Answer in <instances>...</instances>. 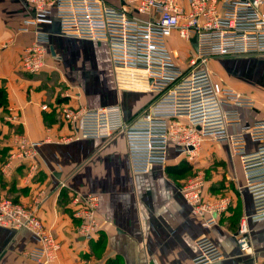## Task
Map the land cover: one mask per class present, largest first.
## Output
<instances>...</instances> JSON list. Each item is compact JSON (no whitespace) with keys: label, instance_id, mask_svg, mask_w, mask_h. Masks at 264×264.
Wrapping results in <instances>:
<instances>
[{"label":"crops","instance_id":"obj_1","mask_svg":"<svg viewBox=\"0 0 264 264\" xmlns=\"http://www.w3.org/2000/svg\"><path fill=\"white\" fill-rule=\"evenodd\" d=\"M35 17L26 0H0V196L35 210L53 231L61 249L52 264H194L201 235L210 236L223 252L209 264H264V245L254 235L264 220L250 223L252 255L242 252L236 229L201 226V217L181 191L191 166L182 164L185 155L174 145L165 165L135 174L122 132L109 139L77 133L75 122L64 116L67 108L120 104L128 121L156 94L148 89L143 72L115 70L106 42L62 34L54 14L49 23ZM27 20L29 30L20 31ZM36 30L50 32V54L44 69L31 74L23 70L21 55ZM248 57L255 58L218 57L217 62H226L231 70L234 60ZM227 83L257 101L255 108L242 110L244 125L264 118V106L251 88H238L245 85L236 79ZM19 134L42 142L34 159L18 157ZM256 146L249 142L250 149ZM222 159V179L229 181L232 203L242 218L252 212V200L240 160L229 150ZM76 193L99 196L102 226L90 241L80 235V220L73 215ZM240 197L242 207L236 202ZM261 237L264 242V231ZM36 245L29 231L0 223V264H35L27 253Z\"/></svg>","mask_w":264,"mask_h":264},{"label":"built area","instance_id":"obj_2","mask_svg":"<svg viewBox=\"0 0 264 264\" xmlns=\"http://www.w3.org/2000/svg\"><path fill=\"white\" fill-rule=\"evenodd\" d=\"M26 4L36 22H52L49 15L54 14L62 34L106 42L112 64L120 73H144L146 85L156 97L131 120H125L120 104L64 110L65 118L75 122V130L84 138L109 139L122 132L133 173L165 165L173 145L191 160L207 138L228 144L232 156L240 160L252 200V212L241 218L235 236L242 252L252 255L250 223L264 220V118L242 123V110L255 108L256 99L216 80L208 60L264 56V0H26ZM29 22L19 30L28 31ZM175 32L192 48L190 40L198 35L188 70L176 61L170 48L169 38ZM49 35L48 31H35L22 51L24 71L34 74L44 69L50 54ZM249 142L257 146L250 149ZM41 143L17 135L18 157L34 159ZM181 191L205 229L218 225L221 212L232 201L229 197L207 200L202 176L190 178ZM74 202L73 215L81 223L79 233L85 240H93L102 226L97 213L99 196L76 193ZM0 223L32 234L37 245L27 255L35 264H52L58 258L61 242L35 210L0 197ZM196 247L194 264L223 257L208 235L198 237Z\"/></svg>","mask_w":264,"mask_h":264},{"label":"rangeland","instance_id":"obj_3","mask_svg":"<svg viewBox=\"0 0 264 264\" xmlns=\"http://www.w3.org/2000/svg\"><path fill=\"white\" fill-rule=\"evenodd\" d=\"M169 45L176 61L183 69L188 70L190 68V60L194 56L192 46L185 39L180 38L176 32L170 36ZM254 56L255 58L248 57L246 59L234 60L230 65L231 70L228 69L226 62H217L222 58L209 59L208 67L212 71L215 79L221 81L225 85H228L227 82H229V80L236 79L245 85V87L238 88H251L256 98L262 103V106H264V62L260 59V55ZM225 70L226 72H223ZM238 91L241 92V90ZM225 150L230 151L228 144L207 138L201 143L191 160H189V157L184 154L185 158L183 159L184 161L182 162L184 163L182 164H189L191 166L186 181L190 178L192 179L197 176H202L204 178V195L205 198L210 201L225 197L231 198L229 181L224 178L222 179V177L226 176L223 172L222 159ZM0 197L2 199L5 198L2 196ZM236 202L240 204V207L245 205L243 197H240ZM240 221L241 216L236 211L234 204L231 201L230 205L221 212L218 225L221 226L223 230H229L232 232L235 229L237 230ZM263 231L264 227L258 225L254 232L255 239L260 241L259 245L261 246L264 245V242H261V240H263L261 237Z\"/></svg>","mask_w":264,"mask_h":264},{"label":"water","instance_id":"obj_4","mask_svg":"<svg viewBox=\"0 0 264 264\" xmlns=\"http://www.w3.org/2000/svg\"><path fill=\"white\" fill-rule=\"evenodd\" d=\"M191 44L193 45V48L194 49H197L198 47V44H197V41H198V35L196 34L194 37L191 38Z\"/></svg>","mask_w":264,"mask_h":264},{"label":"trees","instance_id":"obj_5","mask_svg":"<svg viewBox=\"0 0 264 264\" xmlns=\"http://www.w3.org/2000/svg\"><path fill=\"white\" fill-rule=\"evenodd\" d=\"M188 166L187 167H184L182 170H179V172H181V173H183V172H185V171H187L188 170ZM14 200V199H13ZM15 202H18V201H16V200H14Z\"/></svg>","mask_w":264,"mask_h":264},{"label":"bare ground","instance_id":"obj_6","mask_svg":"<svg viewBox=\"0 0 264 264\" xmlns=\"http://www.w3.org/2000/svg\"><path fill=\"white\" fill-rule=\"evenodd\" d=\"M36 20V19H35ZM48 46V45H47ZM48 49V48H47ZM205 141V140H204Z\"/></svg>","mask_w":264,"mask_h":264}]
</instances>
